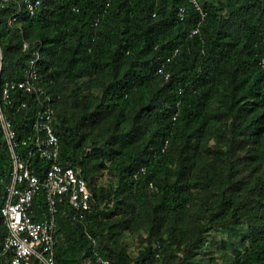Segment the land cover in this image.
<instances>
[{
  "label": "trees",
  "instance_id": "obj_1",
  "mask_svg": "<svg viewBox=\"0 0 264 264\" xmlns=\"http://www.w3.org/2000/svg\"><path fill=\"white\" fill-rule=\"evenodd\" d=\"M198 1L201 9L191 0H41L34 16L18 2L0 9L1 81L23 80L40 52L60 162L93 194L83 220L67 199L59 204L56 264H98L96 253L112 264H264V3ZM170 56L165 79L157 69ZM37 109L24 94L7 107L20 138L33 133ZM10 168L3 145L0 189ZM103 172L117 184L97 186ZM141 231L148 245L133 257L122 238ZM6 234L0 219V252ZM212 246L222 262L206 255Z\"/></svg>",
  "mask_w": 264,
  "mask_h": 264
},
{
  "label": "built area",
  "instance_id": "obj_2",
  "mask_svg": "<svg viewBox=\"0 0 264 264\" xmlns=\"http://www.w3.org/2000/svg\"><path fill=\"white\" fill-rule=\"evenodd\" d=\"M12 1L23 5L30 16H34L41 5V0H0V9ZM191 2L201 9L198 0ZM20 12L10 18V24L17 22ZM184 14L185 8L181 7L179 16L183 18ZM98 22L99 19L96 24ZM27 46L24 43V47ZM40 59V52H35L23 80L2 82L0 49V147L6 145L11 156L9 182L0 189V219L7 228L0 261L7 256L10 264H56L59 204L67 199L79 220L85 219L91 211L93 194L87 180L73 167H65L60 162L61 140L54 128L53 109L41 83ZM171 60L172 56L168 57L157 69L165 79L171 77L167 69ZM262 64L264 66V60ZM19 94L33 96L38 103L33 133L24 138H20L7 115V107ZM21 106L27 107V102L23 101ZM36 157L46 162L40 172L33 167L32 159ZM41 194H44V204L37 203ZM38 216L40 219H36ZM95 255L98 264H112L99 253Z\"/></svg>",
  "mask_w": 264,
  "mask_h": 264
},
{
  "label": "rangeland",
  "instance_id": "obj_3",
  "mask_svg": "<svg viewBox=\"0 0 264 264\" xmlns=\"http://www.w3.org/2000/svg\"><path fill=\"white\" fill-rule=\"evenodd\" d=\"M97 186H111L117 184V178L112 177L107 172H103L95 177ZM148 233L145 231H141L139 233H126L122 238V243L126 246L128 252L131 256L135 257L138 255L139 251L148 245L147 238ZM223 235H212L211 239H219L223 238ZM222 247L212 246L208 249L206 255L214 253L218 259V261L222 262L223 253Z\"/></svg>",
  "mask_w": 264,
  "mask_h": 264
}]
</instances>
